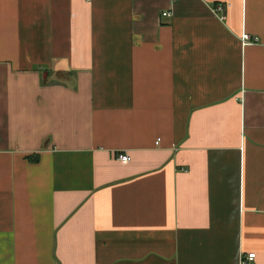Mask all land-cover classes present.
<instances>
[{
    "label": "crops",
    "instance_id": "0c3cea01",
    "mask_svg": "<svg viewBox=\"0 0 264 264\" xmlns=\"http://www.w3.org/2000/svg\"><path fill=\"white\" fill-rule=\"evenodd\" d=\"M247 253L264 264V0H0V264Z\"/></svg>",
    "mask_w": 264,
    "mask_h": 264
},
{
    "label": "built area",
    "instance_id": "2783aa9c",
    "mask_svg": "<svg viewBox=\"0 0 264 264\" xmlns=\"http://www.w3.org/2000/svg\"><path fill=\"white\" fill-rule=\"evenodd\" d=\"M214 12L215 13L222 12V7L221 6L215 7L214 8ZM163 16L168 17L169 15L167 13H163ZM220 19L223 20L224 17H221ZM256 41H257L256 38H252L248 34H242L241 35V42H242L243 45L254 44V43H256ZM158 142H159V139L157 140V143ZM116 159H117V161H119V162H121L123 164H126V163H128L130 161V157L125 152L118 153L117 156H116ZM239 264H257L256 263L255 253H247V254L243 255V257L241 258Z\"/></svg>",
    "mask_w": 264,
    "mask_h": 264
}]
</instances>
